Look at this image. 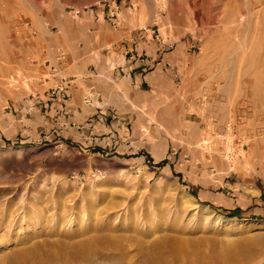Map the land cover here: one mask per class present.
Returning a JSON list of instances; mask_svg holds the SVG:
<instances>
[{"label": "rangeland", "instance_id": "1", "mask_svg": "<svg viewBox=\"0 0 264 264\" xmlns=\"http://www.w3.org/2000/svg\"><path fill=\"white\" fill-rule=\"evenodd\" d=\"M147 40L169 47L171 66L142 87L138 119L119 128L127 140H84V78L101 58L112 85L121 45ZM17 70L25 78L11 86ZM56 86L80 94L71 113L36 102ZM224 133L235 149L256 143L254 164L225 160ZM258 143L264 0H0V264H264V217L196 199L242 221L223 228L182 212L193 205L184 193L228 175L264 189ZM177 200L185 206L172 209Z\"/></svg>", "mask_w": 264, "mask_h": 264}, {"label": "crops", "instance_id": "2", "mask_svg": "<svg viewBox=\"0 0 264 264\" xmlns=\"http://www.w3.org/2000/svg\"><path fill=\"white\" fill-rule=\"evenodd\" d=\"M144 42L145 46L140 50L138 49L139 43L136 41L124 42L121 45L119 59L110 74L112 84L110 86L108 78L102 77L98 72L106 68L103 59H98L92 71L93 75L84 78V82L89 85V93L84 95L83 101L85 98H90V104L84 101L83 106L85 107L79 103V93L75 96L76 99L74 96L70 98L68 93L70 89L58 94H43V97H39L40 99L36 102L46 107L50 105L54 114L61 111L63 114H69L71 113V110L67 109L69 104L73 102L76 105L80 104L81 114L76 116L78 120L76 128L80 127L79 123H84L83 127L87 126V129L79 132L83 134L84 140L87 138L99 140L105 147L111 146L117 138L127 140L119 128L127 123L131 124L130 121H132V127L138 119L139 116L136 115L134 106L141 104L145 96L142 87L157 84L162 76V70L167 65L171 66L169 52H162L164 49H169L163 41L157 43L147 40ZM170 43L172 42L169 41ZM226 180L222 186L217 188L195 185L196 201H203L224 215H234L230 217H264L263 188L252 182L250 188L257 193H251L244 189L236 177L228 175Z\"/></svg>", "mask_w": 264, "mask_h": 264}, {"label": "bare ground", "instance_id": "3", "mask_svg": "<svg viewBox=\"0 0 264 264\" xmlns=\"http://www.w3.org/2000/svg\"><path fill=\"white\" fill-rule=\"evenodd\" d=\"M36 25V24H35ZM31 36V35H30ZM28 39L29 40H31V37H28ZM28 40V41H29ZM35 40L36 39H34L33 41L35 42ZM38 40V39H37ZM40 40V39H39ZM32 42V41H31ZM40 42V41H39ZM38 42V43H39ZM37 43V42H36ZM240 51V50H239ZM232 53V52H231ZM226 58H228V57H226ZM11 60H13V58L11 59ZM17 61V60H16ZM9 64H11L10 62H9ZM226 64V63H225ZM9 68V67H8ZM10 68H12V67H10ZM15 71H16V69H15ZM25 74V72H22V71H20V70H17V73L14 75H9L10 76V79L8 80V84H10L11 86H14V83H16L15 81H17V79L19 80V79H22V78H25L23 75ZM27 77V76H26ZM5 78V77H4ZM9 78V77H8ZM6 79V78H5ZM4 79V80H5ZM7 80H5V81H7ZM4 81V82H5ZM6 83V82H5ZM7 84V85H8ZM4 85V84H3ZM230 128H231V125L229 126ZM230 128H229V130H230ZM235 131V130H234ZM231 133V132H230ZM238 133V132H237ZM209 135V134H208ZM223 135V134H222ZM224 137H226V141H225V145H222L223 147H224V149H223V155H224V158H225V160L227 161V160H229L230 161V163H232V164H237L238 162L236 161V160H240V162H242V163H244V165H245V167L246 166H248L249 165V163H253L254 164V161L252 162V160H253V158L255 157V154H256V151H255V147H256V143H254V144H252V145H250L251 146V148H250V150H249V152H248V148L246 149L245 147H243L242 145L240 146H238V148L237 149H235L236 147H234V143H232V140L234 139V138H236L235 136H233L234 138H232V140H230V136L232 137V135L233 134H227V133H224ZM211 136V135H210ZM209 136V137H210ZM218 136H220V135H218ZM244 136V135H243ZM208 137V136H207ZM207 137H206V139H207ZM239 137V136H238ZM210 138H212V137H210ZM209 138V139H210ZM240 138V137H239ZM205 139V138H204ZM208 139V140H209ZM199 141H201V140H199ZM198 141V142H199ZM206 141V140H205ZM211 141V140H210ZM224 141V140H223ZM245 141H247L249 144L250 143H252L251 141H252V137H247L246 139H245ZM244 141V142H245ZM201 142H204L203 140L201 141ZM217 142H218V139H217ZM242 142V140L240 141V143ZM224 143V142H223ZM239 143V144H240ZM199 144V143H198ZM214 144V143H213ZM212 144V145H213ZM237 144V143H236ZM242 144H243V142H242ZM247 144V143H246ZM202 145H204V143L202 144ZM210 145H211V143H210ZM210 145H209V147H210ZM259 145V146H258ZM201 147V146H200ZM214 146H212V148H213ZM257 147H258V149H259V151H260V153H261V158L264 160V145L263 144H261V143H258L257 144ZM201 148H203V147H201ZM207 148V147H206ZM215 148V147H214ZM213 148V149H214ZM211 149V148H210ZM213 149L211 150V152L213 151ZM219 150V149H218ZM204 151H206V150H204ZM209 151V150H208ZM214 151H216L217 152V150H215L214 149ZM220 151V150H219ZM221 153V152H220ZM210 154V153H209ZM215 154H217V153H215ZM222 154V153H221ZM218 155V154H217ZM221 156V155H220ZM253 156V157H252ZM216 158H220V157H216ZM223 158V159H224ZM252 158V159H251ZM220 159H222V156H221V158ZM222 159V160H223ZM224 162V161H223ZM222 162V163H223ZM263 162V161H262ZM264 164V163H263ZM230 165V164H229ZM236 166V165H235ZM234 168V167H233ZM232 169V168H231ZM129 186H131V185H129ZM184 197H183V200H186V202H188V203H190V204H193V205H195L194 207H192L193 205H191V207H189L188 209H184L183 207V210H182V212L184 211H189V213H190V215H191V217L192 216H194V215H198V213H200V212H207L210 216H208L207 218H208V220H210L211 219V221L214 223V224H216V226L218 225V226H222L223 228L224 227H228L229 225H231V223L232 222H241L242 220H238V219H231V218H224V217H222V216H220V215H218V214H216L215 212H213L210 208H208V207H203V206H200V205H197V204H195V198L192 196V195H190V194H188V193H184V195H183ZM182 200V201H183ZM175 201H176V199H175ZM178 202H174L173 201V206L171 207L172 209H175V210H179V207H181V205L183 206L184 204H183V202L181 201L180 202V200H177ZM185 202V201H184ZM182 203V204H181ZM128 205V204H127ZM188 205V204H187ZM123 206H125V205H123ZM185 206V205H184ZM125 207H127V206H125ZM181 209V208H180ZM171 210V209H170ZM181 211V210H180ZM187 211V212H188ZM16 214V213H15ZM17 214H19V213H17ZM184 215H185V213H183ZM187 214V213H186ZM189 215V216H190ZM18 216V215H17ZM206 216H207V214H206ZM205 216V217H206ZM204 217V218H205ZM202 219V218H201ZM206 219V218H205ZM204 220V219H203ZM207 220V221H208ZM206 221V220H205ZM264 242V241H263ZM229 264H255V261L251 258V259H248V258H246V259H242V261H235V260H230L229 262H228Z\"/></svg>", "mask_w": 264, "mask_h": 264}, {"label": "built area", "instance_id": "4", "mask_svg": "<svg viewBox=\"0 0 264 264\" xmlns=\"http://www.w3.org/2000/svg\"><path fill=\"white\" fill-rule=\"evenodd\" d=\"M60 54L63 56V52H60ZM64 91L63 87H55L51 90L52 94H58V93H62ZM87 104H90V98H85L84 100Z\"/></svg>", "mask_w": 264, "mask_h": 264}]
</instances>
